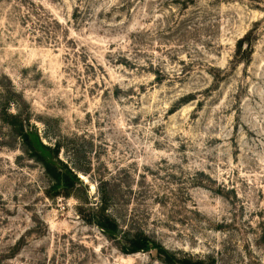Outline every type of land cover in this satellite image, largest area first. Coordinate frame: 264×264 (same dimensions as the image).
Wrapping results in <instances>:
<instances>
[{
	"label": "rangeland",
	"instance_id": "374dc122",
	"mask_svg": "<svg viewBox=\"0 0 264 264\" xmlns=\"http://www.w3.org/2000/svg\"><path fill=\"white\" fill-rule=\"evenodd\" d=\"M0 264H264V0H0Z\"/></svg>",
	"mask_w": 264,
	"mask_h": 264
},
{
	"label": "trees",
	"instance_id": "16d2710c",
	"mask_svg": "<svg viewBox=\"0 0 264 264\" xmlns=\"http://www.w3.org/2000/svg\"><path fill=\"white\" fill-rule=\"evenodd\" d=\"M19 119L18 117H14V120ZM17 123L18 134L24 138L26 143L30 145V149L32 151L38 152L43 161L52 169V173L55 177V181L60 184L64 182H78L79 179L74 174L72 170H69L65 164H63L60 160H58V156L51 155V150L47 146H45L41 140L38 138L37 134L31 132L22 121L14 122ZM15 126V125H14ZM53 154V153H52ZM108 218V217H107ZM105 223L110 222V218L104 220ZM107 227H101L106 233L112 234L114 232V228H110V225H106ZM144 247L137 246L134 250H143Z\"/></svg>",
	"mask_w": 264,
	"mask_h": 264
}]
</instances>
